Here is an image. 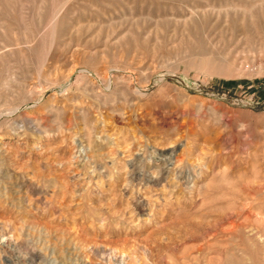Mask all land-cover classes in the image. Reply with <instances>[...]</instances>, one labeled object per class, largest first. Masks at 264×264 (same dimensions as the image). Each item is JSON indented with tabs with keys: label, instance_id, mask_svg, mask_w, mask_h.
<instances>
[{
	"label": "rangeland",
	"instance_id": "1",
	"mask_svg": "<svg viewBox=\"0 0 264 264\" xmlns=\"http://www.w3.org/2000/svg\"><path fill=\"white\" fill-rule=\"evenodd\" d=\"M0 264H264V0H0Z\"/></svg>",
	"mask_w": 264,
	"mask_h": 264
}]
</instances>
